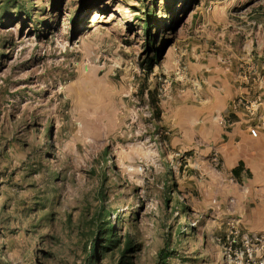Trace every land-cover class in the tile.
I'll list each match as a JSON object with an SVG mask.
<instances>
[{
	"label": "rangeland",
	"instance_id": "rangeland-1",
	"mask_svg": "<svg viewBox=\"0 0 264 264\" xmlns=\"http://www.w3.org/2000/svg\"><path fill=\"white\" fill-rule=\"evenodd\" d=\"M256 19L264 0H0V264H89L104 222L119 243L94 264H255L212 203L190 80Z\"/></svg>",
	"mask_w": 264,
	"mask_h": 264
},
{
	"label": "crops",
	"instance_id": "crops-1",
	"mask_svg": "<svg viewBox=\"0 0 264 264\" xmlns=\"http://www.w3.org/2000/svg\"><path fill=\"white\" fill-rule=\"evenodd\" d=\"M244 26L241 42L235 35L240 30L227 22L218 41L223 54L207 63L197 62L199 74L190 82L198 96L202 97L203 92L208 95L205 100L213 128L209 144L224 167L225 179L220 176L219 181L215 180L218 185L215 183L212 203L217 208L222 206V213L226 211L232 215L230 218H237L242 232L264 234V126L259 127L256 136L249 133L256 121L249 110L264 113V20L246 21ZM230 27L236 30L231 32ZM235 101L242 104L229 105ZM237 166L241 171L235 176L233 169ZM223 180L226 183L221 185Z\"/></svg>",
	"mask_w": 264,
	"mask_h": 264
},
{
	"label": "built area",
	"instance_id": "built-area-1",
	"mask_svg": "<svg viewBox=\"0 0 264 264\" xmlns=\"http://www.w3.org/2000/svg\"><path fill=\"white\" fill-rule=\"evenodd\" d=\"M238 104H242L240 101H235L231 104L232 107H236ZM249 110V108H248ZM255 109H250L249 113L252 115H255L256 121L250 126L249 133L252 136H256L259 127L264 126V113L261 114H254ZM220 123H223V120H219ZM213 161L215 166H218L219 160L216 155L213 156ZM231 182H234V179L232 177L229 178ZM215 202V200H213ZM228 224V234L227 239L229 237H232V239L229 241L230 246L232 242H235L234 238L235 236H239L242 243L246 247V254L245 251L241 250L239 253L240 255H245L246 258L252 259L253 257V250L249 246H257L254 257H258L255 262V264H264V234L261 233H245L242 232L239 226V220L237 218H230L227 222ZM258 252V255L257 253Z\"/></svg>",
	"mask_w": 264,
	"mask_h": 264
},
{
	"label": "trees",
	"instance_id": "trees-1",
	"mask_svg": "<svg viewBox=\"0 0 264 264\" xmlns=\"http://www.w3.org/2000/svg\"><path fill=\"white\" fill-rule=\"evenodd\" d=\"M145 25H146V28L149 27L150 23L148 19L145 21ZM237 171L238 169L234 168V172L236 173ZM100 211L101 210H99L96 214L97 218L100 215ZM105 225H107V222H104V224L103 223L98 224L97 226V230H96V233L94 234V238L92 241L93 244H92L91 252L88 257V260L90 261L89 264H94V261L98 260L99 257L100 259H102L103 253H105L108 250H113L119 243V239L115 238L114 240V235L116 234L114 233V229L112 225L110 224L109 228H105L106 227ZM132 250H134V248L132 246L130 239L128 238L125 242L124 249L121 254L120 263L122 262L127 263L126 259H129V256L127 255V253Z\"/></svg>",
	"mask_w": 264,
	"mask_h": 264
}]
</instances>
